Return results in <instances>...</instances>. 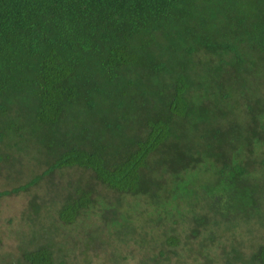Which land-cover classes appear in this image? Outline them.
Returning <instances> with one entry per match:
<instances>
[{"label":"trees","instance_id":"1","mask_svg":"<svg viewBox=\"0 0 264 264\" xmlns=\"http://www.w3.org/2000/svg\"><path fill=\"white\" fill-rule=\"evenodd\" d=\"M6 196L0 264H264V0H0Z\"/></svg>","mask_w":264,"mask_h":264},{"label":"rangeland","instance_id":"2","mask_svg":"<svg viewBox=\"0 0 264 264\" xmlns=\"http://www.w3.org/2000/svg\"><path fill=\"white\" fill-rule=\"evenodd\" d=\"M26 149L28 148V145H25ZM44 150V149H43ZM20 153H16L15 157L16 159L12 160V163L8 162L5 164V169H4V175H10L11 181L13 182L19 178H23V181H27L29 178V174L34 171L35 167L38 166L36 162H39L41 164H45L46 161L49 160L50 155L47 154L45 151L38 152V155H35V160L33 161H26L25 159H22L21 156H19ZM38 159V160H37ZM26 169V171H25ZM85 171L82 169H71L70 173L75 181V178H80L82 177L84 180L87 179V175H83ZM67 174V173H65ZM58 178V177H57ZM47 179V180H46ZM42 187L44 188L45 192L47 191H52L53 194L56 192L52 189L51 185V177L45 178ZM57 185L58 180L55 179L54 181ZM8 188V186H6ZM5 188V187H4ZM20 197L17 196H6L2 197L0 200V205H1V211H0V252L4 254H10V253H15L16 247L18 245V242L16 238L13 237H8V232L12 229L15 230L17 226V222H14L13 224L6 223V219L12 215L18 216L19 211L21 210V204H20Z\"/></svg>","mask_w":264,"mask_h":264}]
</instances>
